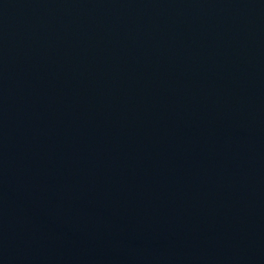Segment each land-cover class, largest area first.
<instances>
[{"label": "water", "instance_id": "water-1", "mask_svg": "<svg viewBox=\"0 0 264 264\" xmlns=\"http://www.w3.org/2000/svg\"><path fill=\"white\" fill-rule=\"evenodd\" d=\"M0 264H264V0H0Z\"/></svg>", "mask_w": 264, "mask_h": 264}]
</instances>
